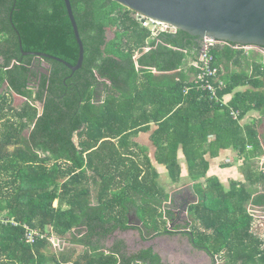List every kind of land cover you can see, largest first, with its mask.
I'll return each mask as SVG.
<instances>
[{
    "label": "trees",
    "instance_id": "trees-1",
    "mask_svg": "<svg viewBox=\"0 0 264 264\" xmlns=\"http://www.w3.org/2000/svg\"><path fill=\"white\" fill-rule=\"evenodd\" d=\"M69 1L84 45L82 66L72 72L44 58L50 73L38 83V92H44L39 112L31 89L20 108L13 107L12 95L26 84L23 76L34 58L23 51L76 64L79 48L64 1L0 0V89L5 80L12 89L0 91V119H17L0 121V264H162L152 247L120 253L118 259L116 250L105 255L92 241L116 227L128 229L127 199L119 203L122 196L109 195L116 182L125 183L122 195L144 210L154 203L148 195L158 201L168 197L152 163L163 165L174 184L181 179V157L196 183L198 200L187 213L195 243L213 255L224 251L229 264H264V251L249 239L253 217L247 211L251 202L264 200L253 197L264 191V171L256 164L264 153L259 60L250 74L230 72V63L252 59L243 56L248 50L233 47L236 43L220 42L210 49L216 74L201 76L194 64L201 38L179 29L153 37L134 11L112 0ZM252 111L258 116L246 120ZM140 135L151 147L135 140ZM228 149L237 152L243 177L225 185L207 176V155ZM32 231L33 240L27 241ZM52 238L66 239L70 250L54 251ZM77 244L87 249L72 261L71 246Z\"/></svg>",
    "mask_w": 264,
    "mask_h": 264
},
{
    "label": "crops",
    "instance_id": "crops-1",
    "mask_svg": "<svg viewBox=\"0 0 264 264\" xmlns=\"http://www.w3.org/2000/svg\"><path fill=\"white\" fill-rule=\"evenodd\" d=\"M260 59V58H259ZM259 59H256L259 60ZM247 63V64H246ZM234 65L230 63V72L231 71H241L244 70L248 74H250L254 70L255 62H247ZM258 65V64H256ZM249 66V69L247 68ZM226 73V72H225ZM241 89V88H239ZM33 96L35 95L34 90ZM15 98V96H14ZM26 100V98L24 97ZM24 102V101H23ZM37 105V104H36ZM38 107V105H37ZM40 112V110H39ZM257 117L254 113H250L249 116L246 117L248 120L249 117ZM264 129V120L259 126V131ZM28 132V130H25ZM143 138V135L139 137H135V140L138 142V139ZM214 138V135L210 136V140ZM139 143V142H138ZM142 145V144H141ZM262 146L264 149V142H262ZM264 154V153H263ZM262 154V155H263ZM129 157V156H128ZM137 158L141 156L137 155ZM230 158L232 162L228 161L227 158ZM208 161H210L209 169L207 172V176H216L218 177L225 185H227L231 180L236 178H242L243 173L239 168L240 160L237 152L232 149H228L226 151H219L218 155L214 158H210L207 155ZM182 164V172L181 179L174 184H171L169 179H163L159 176L158 182L164 186V190L168 193V197L158 201V198L154 197L150 206L145 207V209H141L142 205L136 204L137 200H131L128 197H124L122 195V188L125 186V183L116 182L112 187L110 196H114V194H119L118 202H123V198L127 200L124 202L126 205L124 211L123 221L126 225H128V229L122 230L120 228H115V230L107 235H98L93 237V243L97 245V251H102L105 255H109L116 250L114 256L119 259L120 253H128L133 254L142 249H146L152 247L153 250L160 256L162 264H229L226 257L224 256V251L213 255L210 253L204 246L195 243L194 237L191 234V230L194 228V224L188 218V207L193 204L192 200H190L191 196L195 194V182L190 180L188 177L187 166L184 164V159L181 157ZM155 170L159 175L161 172L165 171L163 165L158 163H152ZM203 180V179H202ZM119 181V180H116ZM264 195L263 190H258L253 197L257 199L260 196ZM263 198H260L262 200ZM161 202V204H155V202ZM189 202V203H188ZM95 200H93V204ZM256 205L264 215V202L261 204L251 202ZM187 205L184 207L183 206ZM249 205L247 206V211L249 209ZM181 206V207H180ZM180 207V209L178 208ZM177 213L180 215L184 214V216L176 215L174 216L173 222H169L166 216L170 213ZM135 216L142 220L143 225L146 227V231H142L136 223L128 224V219ZM182 218V221L181 219ZM84 228V227H83ZM137 228V229H136ZM138 230L137 234L133 235L131 233L127 234V230ZM86 232V228H85ZM249 232L252 234V237L249 238L254 243L259 244V248L264 251V218H252V223L249 228ZM65 241L64 239H61ZM68 242V241H67ZM117 242H122L123 246H115ZM68 247L62 246L59 249H54L56 252H68L70 249L69 242L67 243ZM64 246V247H63ZM76 252H72L69 254L71 260L77 259L79 255L87 249L84 248L82 244L73 245ZM54 248V247H53ZM120 248V251L117 249ZM114 249V250H112ZM215 257H210L206 251ZM68 254V253H67ZM259 264V263H257Z\"/></svg>",
    "mask_w": 264,
    "mask_h": 264
},
{
    "label": "water",
    "instance_id": "water-1",
    "mask_svg": "<svg viewBox=\"0 0 264 264\" xmlns=\"http://www.w3.org/2000/svg\"><path fill=\"white\" fill-rule=\"evenodd\" d=\"M78 44V59L70 65L61 58H52L65 64L72 72L82 66L84 45L69 0H63ZM156 22L166 23L196 38L209 37L241 45L264 47V0H112ZM46 56L45 54H42ZM190 200L196 203L198 197ZM189 203V202H188ZM185 206V205H184ZM187 209V205L185 206ZM184 210V207H183ZM136 220L133 215L128 224ZM136 225L145 231L140 221ZM207 252L206 249H203ZM210 257H215L207 252Z\"/></svg>",
    "mask_w": 264,
    "mask_h": 264
},
{
    "label": "rangeland",
    "instance_id": "rangeland-1",
    "mask_svg": "<svg viewBox=\"0 0 264 264\" xmlns=\"http://www.w3.org/2000/svg\"><path fill=\"white\" fill-rule=\"evenodd\" d=\"M1 9H2V13H5L6 11H7V7L6 6H3V7H1ZM137 15H140V16H143V15H141V14H139V13H137V12H135V18H136V16ZM144 17V16H143ZM144 18H146V17H144ZM147 19H149V18H147ZM156 22V21H155ZM161 23V22H160ZM142 24V23H141ZM164 24H166V23H164ZM157 26H159V25H157ZM172 27V26H171ZM174 28V27H173ZM176 29V28H175ZM152 30H154V29H152ZM176 31V30H175ZM175 31H164V32H175ZM79 32V31H78ZM155 32H159V30L158 29H156V31ZM74 33V32H73ZM75 36V35H74ZM79 36H80V34H79ZM109 36H111V35H109ZM92 37H94V36H92ZM80 38H81V36H80ZM76 39V38H75ZM108 39H110V37H108ZM82 40V39H81ZM99 42H100V40H99ZM100 44H101V42H100ZM148 48L147 47H145L144 48V50L143 51H146ZM249 50H248V52H249V55L248 56H245V55H243V54H238V53H236V55L235 56H240V55H243L244 57H250V59H252V62L254 61L255 62V60L256 59H259V58H261L262 57V52H260V50L258 49V48H256V47H250V48H248ZM101 50H102V48L101 49H99V51L101 52ZM23 54H26V55H33L34 56V58H33V60H32V65H30L29 67H28V71L26 72V75H24L23 76V78H25L26 79V84H22V86H21V88H20V90L19 91H17V93H13L14 94V96H15V98H14V96L12 95V98H13V100H14V102H13V107H15V108H20L21 107V104L23 103V101H24V96H25V94H26V92H27V90H29V89H31V90H34V92H35V100H34V103H36L37 105H38V109L40 110V112L42 111V108H43V106H44V101H43V95H44V92H41V91H39L38 92V83L40 82V78H41V76H43V75H49V73H50V71H49V69H50V65H49V63L44 59V58H46V57H49V58H52L51 57V55H48V54H46V53H35V52H27V51H23ZM42 54H45L46 56H44V55H42ZM140 55V53L138 52V51H136L135 52V54H134V56H133V58L134 59H136L138 56ZM54 57V56H53ZM54 59V58H53ZM249 62V61H248ZM1 63V62H0ZM19 62H17V61H15V60H13V62H12V65L11 66H13V65H17L16 66V68H15V73H19L20 72V66H19V64H18ZM62 63V62H61ZM65 65V64H64ZM248 69H249V66L247 67ZM155 71V70H154ZM97 77L100 79V76L99 75H97ZM7 80H5L4 82H3V85H2V88L0 89V91L1 92H6V91H8V90H12V89H10L9 88V85L7 84V82H6ZM105 82H108V80H104ZM242 88H244V87H242ZM239 89V87L236 89V90H238ZM251 113H254V115L255 116H257L258 115V112H256V111H252ZM41 114V113H40ZM0 121L1 122H6V123H16L17 122V119L16 118H13V120L12 119H10L9 117H6V116H4L3 118H1L0 119ZM23 121H28L27 120V116H25L24 117V120ZM23 133H27L26 131H24ZM75 139V141H77L78 140V138L77 137H75L74 138ZM138 142L140 143V144H146V145H148L149 147H151L150 146V142L148 141V139H147V136H143V138H141V139H138ZM131 150H134V149H131ZM136 150V149H135ZM150 156H152V148H150V150H149V153H148ZM141 156V155H140ZM134 158H135V156H134ZM135 159H137V160H139V161H142L143 160V158H142V156L140 157V158H135ZM160 177L163 179V177H164V179L165 180H167V171L165 170V171H163V172H161V175H160ZM147 198L149 199V200H152L153 199V197H151V196H147ZM264 202V200H262V202L261 203H263ZM260 203V204H261ZM264 204V203H263ZM181 207V206H180ZM180 207H178L179 209H180ZM183 207H185V206H183ZM182 207V208H183ZM176 215H179V216H184V214H181L180 215V213L179 214H177V213H174L173 211H172V213H170V214H168L167 216H166V218H167V220L169 221V222H173V220H174V216L176 217ZM135 218H136V220H138V221H140V223H141V225H143V222H142V220L141 219H139V218H137L136 217V215H135ZM181 219V221H182V218H180ZM136 220L134 219L133 220V223H136ZM144 226V225H143ZM79 228H81V227H79ZM144 228H145V231L147 232V230H146V227L144 226ZM137 229V228H136ZM82 232H85V228H81V233ZM137 232H138V230H127V234H129V233H131L132 234V236L133 235H135V234H137ZM65 241H62L61 240V238H52L51 239V241H52V245H53V249H59L60 250V247L62 246V243H64V246H66V247H68V242H67V240L66 239H64ZM63 246V247H64Z\"/></svg>",
    "mask_w": 264,
    "mask_h": 264
},
{
    "label": "built area",
    "instance_id": "built-area-1",
    "mask_svg": "<svg viewBox=\"0 0 264 264\" xmlns=\"http://www.w3.org/2000/svg\"><path fill=\"white\" fill-rule=\"evenodd\" d=\"M136 20L138 22H140V24L143 26V27H146V28H149V30L151 31L152 33V36L155 37L157 35H159V33L161 32H164V31H175L176 29L171 27L170 25L168 24H164V23H160V22H155L151 19H147V18H144L143 16H140V15H137L136 16ZM159 25V26H157ZM154 29V30H152ZM156 29L159 30V32H155ZM225 43L226 41H220V40H216V39H213V38H209V37H204L201 39L200 41V48H199V51H198V56H197V60L198 61H194V64L199 67L201 69V76L205 75V74H216V68L213 67L211 68L210 67V61L212 60V55L210 53V49L211 47L214 45V44H217V43ZM235 48H244L246 50H249L248 48L250 47H256L260 50V52H262V57L259 59V63H258V66H259V69L261 71H264V47H260V46H257V45H253V44H247V45H241V44H237L235 46H233ZM218 83V86H223V81L222 80H219L217 81ZM208 89L212 90L213 93L215 94V89L214 87L207 83L206 86ZM187 90V89H186ZM224 100L222 99V102ZM231 115L234 117V118H238V112L231 109ZM248 148H250V146H248ZM228 161L232 162V160L228 157L227 158ZM256 164L258 166V169L260 171H264V154L263 155H260L257 159H256ZM248 213L254 217V218H260V217H263L264 218V215L261 214L262 212L259 211L258 207L252 203H250L249 205V209H248ZM36 232L32 231L30 233H27L26 234V239L27 241H32L33 240V234H35Z\"/></svg>",
    "mask_w": 264,
    "mask_h": 264
}]
</instances>
